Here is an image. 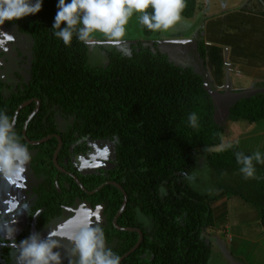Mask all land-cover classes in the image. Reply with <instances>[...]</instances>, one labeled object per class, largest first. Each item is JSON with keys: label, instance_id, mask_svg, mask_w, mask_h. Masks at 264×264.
<instances>
[{"label": "trees", "instance_id": "1", "mask_svg": "<svg viewBox=\"0 0 264 264\" xmlns=\"http://www.w3.org/2000/svg\"><path fill=\"white\" fill-rule=\"evenodd\" d=\"M202 1L185 0L182 20H194L191 26L197 21L204 22L209 10L205 11ZM57 4L58 0H43L38 14L0 25V30L22 37L16 47L26 52L20 59L28 61V82L20 96L13 97L12 93L6 97L5 85L0 82V111L12 118L25 100L35 97L42 102L27 128L29 141L59 135L58 124L66 123V134H60L64 145L58 156L59 165H64L70 144L78 140L108 146L113 159L111 169L99 170L100 175L85 177L86 180L76 170H67L81 179L86 191L110 181L126 194L127 204L116 224L139 229L143 240L121 264H209L215 244L207 235L215 227L213 205L219 199L238 197L255 207L264 228V163L253 161L256 178L245 179L240 173L236 153L252 154L236 145H223L225 129L215 119L216 106L207 78L193 69L170 63L158 46L149 41L156 39V33L140 22L137 28L146 37L129 43L127 51L116 47L106 51L98 44L105 52V63L95 66L90 62V44L74 35L71 45L65 46L54 36L52 26ZM257 6L264 10V0L254 9ZM251 9L245 10L248 18ZM259 14V20L263 21L264 11ZM224 19L218 17L208 25L218 27L227 39L230 33L237 32V27L235 21ZM198 36L191 38L192 42L200 39ZM206 38L210 44L215 43L212 36ZM235 41L218 40L217 44L231 48L226 62L257 65L263 61L264 48L262 51L256 48L260 54L253 62L256 57L245 56ZM200 49L223 72L225 49L206 45H200ZM205 50L213 52L205 53ZM190 113L198 117L196 127L188 122ZM228 115L233 122L264 121V93L235 102ZM24 119L20 118L19 123ZM16 129L20 131L21 125ZM26 145L31 151L39 150L30 167L34 166L38 173L44 169L52 172L45 181L47 191L38 193L32 189L37 198L35 206L41 210L36 221L38 231L51 220L60 219L64 207L74 206L75 199L83 198L86 193L71 176L54 167L52 155L56 139L37 147ZM202 174L208 176L203 185L198 178ZM40 179L41 176L37 180ZM63 184H67V189ZM161 188L166 195H161ZM88 197L93 208L104 206L105 223L100 227L105 233L106 245L122 257L139 239L137 232L119 231L112 223L123 204V193L110 184ZM25 232L18 242L25 239ZM6 247H0V264H10Z\"/></svg>", "mask_w": 264, "mask_h": 264}, {"label": "rangeland", "instance_id": "2", "mask_svg": "<svg viewBox=\"0 0 264 264\" xmlns=\"http://www.w3.org/2000/svg\"><path fill=\"white\" fill-rule=\"evenodd\" d=\"M259 1L262 0H203L202 2L204 3L205 11L207 9L209 10L206 12L207 16L203 18L204 22L197 21V24L191 26L194 20L192 22H189L188 20H182L180 23L174 26L173 29H170L167 32H155L156 39L152 38L149 40L150 42H153V45L158 46L159 51L164 54L169 62L173 65L180 68L193 69L196 73L207 78L208 89L211 92L216 106L215 119L217 123L223 126L225 129L223 135V145H236L241 150H253L254 152H264V138L261 136L264 135V121L255 124H250L245 121L233 122L229 118L228 110L235 102L243 99L246 96H254L258 93H264V58L263 61L257 65H252L249 63H244L243 65V63H239L237 66H231L230 63L226 62V51L224 50V68L223 72L220 73L216 66H214L216 64L213 65L210 63L208 55H204V52L201 51L200 45L207 46V35L212 36L214 38L213 42L215 43H218V40L227 42L229 40H236L235 45L239 50L244 51L245 56L250 57V59L251 57L259 56L258 54H260V51H262V48H264V45H262L264 44V20L262 21L258 18V15H261L259 12L261 13L264 10L258 6L257 10L254 9L255 5H257ZM247 3H249L248 7L252 8L251 11H249V18L244 15L245 10L248 8L245 6ZM246 15L248 16V14ZM218 17L226 18L224 21L228 22L230 20L233 22L235 21L237 32L232 34L230 33L231 36L226 39V37L220 33L221 30L218 27L217 29L209 27L208 23L212 20H217ZM138 22V15L134 13L126 26V35L121 42L126 43L122 45L113 46L112 44L106 42V38L102 34H94L92 37L93 42L89 46L90 62L95 66L105 63V59L103 58L105 56V52L98 47V44H102L104 46L103 50L106 51L111 50L112 47H116L119 51H127V49L130 47L129 43L136 42L138 39L146 37L143 36L144 34L142 30L140 31V29L137 28ZM224 24L226 23L224 22ZM197 35H199L198 37H200V39L198 38L196 42H192L191 38H194V36ZM17 37L22 38L19 35H17ZM148 38L150 39V37ZM256 48L261 50L256 52ZM209 51L213 52L211 50ZM209 51L205 50V53H209ZM10 52H3V54L1 52L4 58H2L3 56L0 58L2 61L4 59L5 62L3 63L6 69H8L7 66L15 65V62L13 61L14 58L11 55L12 52ZM257 58L258 57L252 59L254 60L253 62H255ZM18 61H20V59L16 58V62ZM235 90L241 91L237 93L234 92ZM33 152L34 154H38L37 152H39V150L34 149ZM38 155L36 156L38 157ZM63 167L67 168L66 164ZM37 170L34 166H31L27 174H31L33 172L34 175L37 176V179L40 178L39 175L42 177V179L37 181L33 186L35 188L34 191L39 193L46 186L45 181L47 175L51 174L52 172L48 170L45 171L46 169H44L42 173H38ZM71 170L75 169L71 168ZM42 174H44V176H42ZM79 175H81L80 172ZM205 177L206 174L198 176V178L201 180V185H203V182H205L208 176L206 178ZM29 182H31V180H29ZM22 184L24 183H21V185ZM85 193L86 195L81 198V200L87 201V197L92 196V192L87 193L85 191ZM88 198L90 199V197ZM218 201L214 202L215 204L213 203V208L215 211V227L209 231L210 235H207V237L215 244L213 255L209 261V264H245L244 260L236 255V251H233L227 236H223L224 234L221 228H223L226 224L225 215L227 214V205L224 204V199H219ZM224 205L225 207L223 208ZM77 208L79 209V207ZM67 217L68 216H66V214L63 212L61 218L54 221V226L60 225L58 221L61 223L65 222ZM95 220L97 219L93 217L92 221ZM75 222L76 221L72 219L70 223L62 225V227L58 226L56 230L57 233H59L58 236L61 237L59 242H65L68 245L67 246L63 243L66 247H63L64 252L61 254L62 264H75L76 257L73 255L74 245L69 239V237H71L73 234ZM98 223L100 226V222ZM50 229L51 230L49 231L45 230L46 232L43 234L44 238H47L48 235L54 233V229ZM22 230L24 229L22 228ZM18 238L20 239V237ZM19 239H17V241ZM54 239L58 241L56 237ZM6 248L9 250L8 253H10L11 256H17L18 252L10 250L13 249V247L7 246ZM14 264H17L16 259H14Z\"/></svg>", "mask_w": 264, "mask_h": 264}, {"label": "clouds", "instance_id": "3", "mask_svg": "<svg viewBox=\"0 0 264 264\" xmlns=\"http://www.w3.org/2000/svg\"><path fill=\"white\" fill-rule=\"evenodd\" d=\"M42 6L43 0H0V25L36 15ZM184 8L185 0H58L52 29L65 46L71 45L74 35L79 41L91 44L97 33L102 34L107 43L120 45L134 13L148 30L167 32L182 21ZM207 46L224 45L207 42ZM197 120L195 113L189 114L190 126L196 127ZM31 158L28 146L14 129V118L0 111V179L9 183L22 180ZM254 160L264 163L260 152L252 156L236 153L239 171L245 179L256 178ZM160 192L166 195L163 188ZM98 221L99 217L94 225L88 213L76 220L69 237L74 245L75 264H121L122 257L106 245L105 233ZM15 223L5 222L0 228L3 233L0 246H4V240L12 242L11 247L18 249L17 264H62L54 233L47 238L35 233L17 242V230L12 226Z\"/></svg>", "mask_w": 264, "mask_h": 264}, {"label": "flooded vegetation", "instance_id": "4", "mask_svg": "<svg viewBox=\"0 0 264 264\" xmlns=\"http://www.w3.org/2000/svg\"><path fill=\"white\" fill-rule=\"evenodd\" d=\"M18 41L21 42L20 37L16 38V36L11 34V32L6 33V31L0 30V55H1L0 57L3 56L2 55L3 52H10L11 51L12 53L11 52L10 53H11L12 57L14 58L13 61L15 62V65L7 66L8 69H6L4 67L5 65L3 63V62H5L4 59L2 61L0 58V82H2L6 86V87L4 86V89H3L4 94H6V97L10 96V94H12V93H14L13 97L15 94H18L20 96V91L23 90L24 86L28 82L27 81L28 80V77H27V74H28L27 73L28 72L27 71V68H28L27 63H28V61L24 62L22 59H20V57L23 58L26 55V52H24V50L21 51L20 46H19V48L16 47ZM19 45H20V43H19ZM1 52H2V54H1ZM2 58H4V56ZM16 58L20 59V61L16 62ZM21 104H26V106L16 114L18 109L22 106ZM21 104L16 108V110L12 116V118H14V129L18 135L20 132L19 137L21 138V140H23L29 146H32L26 141V140L29 141L28 136H27V133H28L27 128H28L30 122L32 120H34V118L38 114V112L41 108L42 102L39 99L33 97V98H29V99L25 100L24 103H21ZM20 118L21 119L25 118L22 124L19 123ZM19 125H21L20 131H18L16 129V128H18ZM58 125L59 126L57 128L59 131L58 132L59 135L54 134V135L47 136V137H51L47 142H49L52 139L57 140V145H56V148H55L53 155H52L53 165H54V162H53L54 153L56 152V149L58 147V138L57 137L60 138V134H66L67 128H68L66 123H60ZM24 131H25V135H24ZM40 140H42V139H40ZM40 140H38V141H40ZM60 140L62 142V146H61V150H62L64 142L62 141L61 138H60ZM29 142H36V141H29ZM47 142H45V143H47ZM45 143H43V144H45ZM37 146H40V145H37ZM37 146H32V147H37ZM61 150H60V152H61ZM29 151L31 153V157H32L31 160H32V159H34L35 155H34L33 151H31V150H29ZM60 152H59V154H60ZM59 154H58V156H59ZM58 156H57V160H58ZM82 159L83 160L85 159L87 161H102V162H107V163H113L112 153L108 149L107 145L102 146L96 141H89V140H85V139L78 140L77 142L70 144V150L68 152V155L64 159L63 164L64 165L66 164L67 168L75 169L76 172H78V174L80 172L81 173L80 176L82 178H84V180H86L85 177H89V176L94 177L96 175H100V173H99V169L90 170L87 167H85V165L83 164V161H81ZM30 164H31V161H30L29 165L27 166V170L24 173L22 180L14 182V183H9V182L5 181L4 179H0V228L3 227V224L5 222L12 224L14 221H16V223L14 225H12L17 230L16 234H15V240L16 241H17V239H19L18 237H20L26 230H27V232H25V236H26L25 239L28 238L29 236H31L32 234H35V233H39L41 235V237L44 238L43 234H44V232H46L45 230L49 231V230H51L50 228H53L54 229L53 232L55 234L54 238L56 237L58 239L57 251H60V253L62 254L64 252L63 247H66L65 245H67V244L65 242H62V243L59 242L61 240V237L58 236L59 233H57V231H56L58 226L62 227V225L70 223V221L72 219L76 221L81 216H83L84 213H88L91 216V219L93 217L96 219H97V217H99L98 222H100V224H103V223H105L104 222L105 219H103L104 206L97 205L93 208V206L90 204L89 201L81 200V198H76L74 201V206L64 207V214H66V216H68L65 219V222L61 223L58 221V223L60 225L54 226V220H51L45 226L41 227L37 231L36 230V221H37V218L39 217V215L41 213V210L37 209L35 206V202H36L37 198L33 194V191H32L33 188L32 187L36 184V182L38 180H37V176H35L33 172L31 174H27V172L30 168ZM57 165L62 170L57 169L55 167V165H54V167L60 173H63L67 176H71L72 178L76 177L77 180L80 182V184L83 186L81 179L78 178L76 174L69 172L67 170V168L63 167L64 165H62V164L59 165L58 161H57ZM100 170H103V169H100ZM104 170H108V169H104ZM28 179L31 180L32 184H31V182H29ZM18 182H19V184H18ZM21 183H24V184L21 185ZM110 184L114 185L116 183L106 181L91 191H89V190L86 191L84 186H83L84 189H81V188L80 189L83 190L84 192L86 191L87 193H90V192L93 193L94 192L93 194H91V195H94L96 192L100 191L102 189V187L108 186ZM63 187L67 189V184H63ZM30 189H31V192L29 191ZM47 189H49L48 186H45V188L42 189L41 192H45V191H47ZM56 190L58 192L60 191L58 186H56ZM119 190L122 193H124L122 189H119ZM41 192H39V193H41ZM123 201H124V195H123ZM77 207H79V209ZM32 212H34L33 213L34 215L31 217ZM116 214H115V216H116ZM30 217H31V220H30ZM113 220H114V218H113ZM113 220H112V223H113ZM92 222L95 225L97 220L92 221ZM22 228L24 230H22ZM120 228H122V227H120ZM131 229H133V228H131ZM0 239H3V233L2 232H0ZM11 243H12L11 241L4 240V246H0V247H5V246L11 247ZM10 250H14L15 252H18V249H16V248H13ZM17 256H18V253H17ZM17 256L16 257L13 255L11 256V254H10V264H14V259L17 260Z\"/></svg>", "mask_w": 264, "mask_h": 264}, {"label": "crops", "instance_id": "5", "mask_svg": "<svg viewBox=\"0 0 264 264\" xmlns=\"http://www.w3.org/2000/svg\"><path fill=\"white\" fill-rule=\"evenodd\" d=\"M217 47L225 49L228 61L231 48L229 46ZM230 64L237 66V64ZM261 136L264 138V135ZM242 150L252 155L256 153L253 150ZM260 153L264 156V152ZM224 204L227 205V214L225 215L226 224L221 228L223 236H227L233 251H236V255L242 258L245 264H264V228L260 224L258 210L238 197L224 198Z\"/></svg>", "mask_w": 264, "mask_h": 264}, {"label": "water", "instance_id": "6", "mask_svg": "<svg viewBox=\"0 0 264 264\" xmlns=\"http://www.w3.org/2000/svg\"><path fill=\"white\" fill-rule=\"evenodd\" d=\"M26 106V104H23L19 109L18 111L16 112V114L21 110L23 109L24 107ZM24 135H25V131H24ZM51 137H46L40 141H36V142H29L28 140H26L30 145L32 146H37V145H41L45 142H47ZM58 138V147L56 149V152L54 153V158H53V162H54V165L57 169L59 170H62L60 169V167L57 165V156L61 150V146H62V142L60 140L59 137ZM83 161V164L85 165V167H87L88 169L90 170H97V169H111L113 167V163H107V162H102V161H87V160H81ZM74 181L78 184V186L81 188V189H84L83 186L80 184V182L77 180L76 177H73ZM116 187H118L119 189H121L118 185L114 184ZM100 189V188H99ZM98 189V190H99ZM97 191V190H96ZM94 193V192H93ZM92 193V194H93ZM124 195V201H123V204L122 206L120 207L119 211L117 212L116 216L114 217V220H113V225L116 229L120 230V231H127V232H137L139 234V239L137 241V243L135 244V246L129 250L127 253H125L123 256H122V260L121 262L126 259L127 257H129L132 253H134L138 248L139 246L141 245L142 243V240H143V235L141 233L140 230L138 229H131V228H120L117 224H116V220L118 219V217L123 213V211L125 210V207H126V204H127V197L125 195V193H123Z\"/></svg>", "mask_w": 264, "mask_h": 264}]
</instances>
